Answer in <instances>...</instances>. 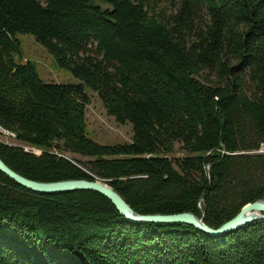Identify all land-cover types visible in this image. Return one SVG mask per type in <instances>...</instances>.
Returning a JSON list of instances; mask_svg holds the SVG:
<instances>
[{
	"label": "trees",
	"instance_id": "trees-1",
	"mask_svg": "<svg viewBox=\"0 0 264 264\" xmlns=\"http://www.w3.org/2000/svg\"><path fill=\"white\" fill-rule=\"evenodd\" d=\"M18 34L78 82L43 80L20 60ZM85 87L131 124L130 142L87 135ZM0 126L39 150L0 142V158L29 179H107L137 213L192 212L216 228L264 200V152H254L264 143V0H179L170 19L149 0H0ZM174 142L186 155L169 156ZM0 264H264V219L210 236L129 220L95 191L34 192L0 171Z\"/></svg>",
	"mask_w": 264,
	"mask_h": 264
},
{
	"label": "rangeland",
	"instance_id": "rangeland-1",
	"mask_svg": "<svg viewBox=\"0 0 264 264\" xmlns=\"http://www.w3.org/2000/svg\"><path fill=\"white\" fill-rule=\"evenodd\" d=\"M102 5L107 6V4L105 3H102ZM149 5L153 7L155 12L161 11L163 14H165L166 17H168V19H170V16L176 12L177 7L179 6V0H149ZM208 16L209 15H208L206 8L199 9L198 18L195 20L194 25L198 28L203 27L207 19L209 18ZM17 37L20 41V50H21L20 60L22 62H26V61L32 62L35 66L37 73L43 80L50 81V82H56V83L57 82L58 83H77L78 82V79H76L68 69L59 67L57 65L52 54H50L42 45H40L33 38V36L29 34H18ZM189 38H190L189 39L190 41L193 39L192 36H189ZM204 75L209 76L211 80H213L214 83L225 82V79L219 78L214 73L211 74L207 72V74L205 73ZM244 89L246 93L250 96L255 95L257 92L254 83L250 79H248V77H245ZM84 91L89 97V103L86 105V110H85L87 135L91 139H93L94 141L100 144H114V143L130 142L132 139V135H133L131 124L127 122L119 123L114 119L113 116L109 115L102 101L100 100L97 92L93 91L92 89L88 87H85ZM0 142L4 144H8V145L20 146L26 151H31V152L38 151L39 152V150L32 149L31 147L24 146L23 144L17 142L14 138V134L2 128L1 126H0ZM254 152H258V153L264 152V143L261 144L259 149ZM184 155H186V153L181 148V142H174V150L171 154H169V156L170 157H178V156L181 157ZM78 157L81 160L89 159L83 156H78ZM94 178H95L94 180H99L101 182L108 184L107 179H99L97 177H94ZM196 217L201 218L198 216Z\"/></svg>",
	"mask_w": 264,
	"mask_h": 264
},
{
	"label": "water",
	"instance_id": "water-1",
	"mask_svg": "<svg viewBox=\"0 0 264 264\" xmlns=\"http://www.w3.org/2000/svg\"><path fill=\"white\" fill-rule=\"evenodd\" d=\"M0 171L19 185L34 192L55 194L74 190H92L108 198L118 212L129 220L153 223H186L200 229L202 232L210 236H221L255 220L264 219V200H256L246 203L232 218L225 221L220 226L212 228L204 223L203 217L197 218L192 212L171 214L137 213L115 190L111 188L110 185L99 180L65 179L58 181H36L15 172L7 166L1 158Z\"/></svg>",
	"mask_w": 264,
	"mask_h": 264
}]
</instances>
